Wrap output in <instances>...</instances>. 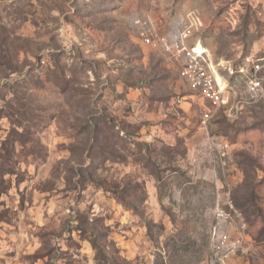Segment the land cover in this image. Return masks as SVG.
<instances>
[{"label": "rangeland", "instance_id": "1", "mask_svg": "<svg viewBox=\"0 0 264 264\" xmlns=\"http://www.w3.org/2000/svg\"><path fill=\"white\" fill-rule=\"evenodd\" d=\"M190 13L232 110L178 77ZM263 29L252 0H0V264H264Z\"/></svg>", "mask_w": 264, "mask_h": 264}, {"label": "built area", "instance_id": "2", "mask_svg": "<svg viewBox=\"0 0 264 264\" xmlns=\"http://www.w3.org/2000/svg\"><path fill=\"white\" fill-rule=\"evenodd\" d=\"M258 7L263 17L264 25V0H252ZM182 31L173 45L172 52L179 59L180 67L178 76L190 86L198 96L207 103L212 110L225 108L232 110L238 96L237 89L231 85L226 76L232 75V71L226 62H215L211 58L208 49L199 39L192 43L193 31H197L199 20L190 13L186 16ZM144 42L152 47H161L168 51L167 43L153 41L144 38ZM260 54L254 58H246L251 74L248 79V91L254 98H264V29L260 37ZM243 73V69L239 70ZM210 114L205 117L209 118Z\"/></svg>", "mask_w": 264, "mask_h": 264}, {"label": "trees", "instance_id": "3", "mask_svg": "<svg viewBox=\"0 0 264 264\" xmlns=\"http://www.w3.org/2000/svg\"><path fill=\"white\" fill-rule=\"evenodd\" d=\"M178 77H179V76H178ZM92 244H93V247L95 248V247H96V246H95L96 244H95V242H94V241L92 242Z\"/></svg>", "mask_w": 264, "mask_h": 264}]
</instances>
